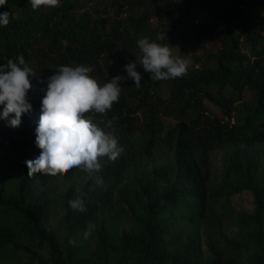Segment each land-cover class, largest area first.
<instances>
[{
	"label": "trees",
	"instance_id": "16d2710c",
	"mask_svg": "<svg viewBox=\"0 0 264 264\" xmlns=\"http://www.w3.org/2000/svg\"><path fill=\"white\" fill-rule=\"evenodd\" d=\"M180 2L61 0L59 7L33 10L29 0H7L0 7L12 14L9 25L0 26V64L23 55L38 75L21 125L0 119V264H264V0ZM195 5L209 14L203 22L193 17ZM220 25L219 47L205 52L187 75L154 81L138 64L140 88L132 79L121 81L119 102L96 117L124 148L115 162L103 158L98 173L76 168L55 177L28 176L25 161L40 155L35 130L46 83L39 79L79 64L93 67L101 84L127 77L124 66L141 55L140 38L164 33L167 39L159 43L184 41L189 36L183 30L193 29L196 41H205ZM247 89L252 101L237 107ZM164 135L173 160L142 169ZM220 146L227 147L222 178L209 193L211 156ZM74 176L84 181L60 190L61 181ZM117 188L134 208L129 225L114 216ZM77 190L84 212L68 203ZM244 190L253 194L254 208L238 211L237 233L209 241L205 255L200 228L209 197L221 200L222 211L212 212L221 225L232 196ZM89 223L96 228L84 239Z\"/></svg>",
	"mask_w": 264,
	"mask_h": 264
},
{
	"label": "clouds",
	"instance_id": "9594fccd",
	"mask_svg": "<svg viewBox=\"0 0 264 264\" xmlns=\"http://www.w3.org/2000/svg\"><path fill=\"white\" fill-rule=\"evenodd\" d=\"M33 10L41 7L56 8L61 0H29ZM7 5V0H0V7ZM11 13H0V26L6 27L11 22ZM167 39L160 33L155 40L144 37L137 41L140 56L135 61L125 64L127 77L116 76L101 84L93 75V67L84 64L59 66L46 81L39 83L46 88L41 100V114L36 127V145L40 155L34 160L25 161L28 176L42 173L45 176L66 175L79 168L89 174L102 170V159L115 162L124 152L118 139L107 133L96 122L97 114L107 115L122 94L121 81L132 79L137 89L141 86L142 75L137 65L151 74V80L167 81L187 75L191 59L187 55H177V47L168 43H159ZM168 41V40H167ZM38 79L35 70L26 63L23 55L0 64V106L3 107L0 119L8 120L10 127H19L24 113L32 109L28 93L33 90V80ZM13 117L9 119V117ZM115 119V117L113 118ZM97 184L102 179L97 178ZM68 201L72 210L86 211L83 194ZM96 225L89 223L84 233L88 239ZM75 244L76 242L70 241Z\"/></svg>",
	"mask_w": 264,
	"mask_h": 264
},
{
	"label": "rangeland",
	"instance_id": "374dc122",
	"mask_svg": "<svg viewBox=\"0 0 264 264\" xmlns=\"http://www.w3.org/2000/svg\"><path fill=\"white\" fill-rule=\"evenodd\" d=\"M178 5H184V3L180 2V0H175ZM193 17H196L195 20L199 22H203L205 19L209 17L208 12L200 5H195L193 8ZM182 27L189 28L190 21H184L181 23ZM223 32V25H220L215 33L210 36L205 41H196L195 35L193 34V29H185L183 30V35L189 36L184 41H181L180 38L170 41L169 43L177 47L174 49L177 55H187L191 59V67L200 63L201 57L207 51H215L219 47L220 42V34ZM244 47H247L244 43ZM248 50V48H246ZM168 94V90L165 92ZM38 95L39 92H36ZM252 101V91L247 89L244 97L236 102L237 107L242 106L248 102ZM205 103L209 106V108L215 113L219 114L222 117L224 116V112L212 100L206 98ZM170 122V123H169ZM167 123L173 125L174 121L172 119L167 120ZM165 141V142H163ZM160 143L156 149L155 158L149 160L142 169L145 170H153L156 166L163 164L166 161L173 160L175 155V150L171 148L169 142L167 141L166 135H164V140ZM227 151L226 146H220L213 150L211 156V178L206 182V187L209 190V193L212 191L214 187H216L222 178V169L224 166V155ZM264 157V153L262 154ZM127 179L129 176L126 177ZM16 180V177L15 179ZM84 181L83 176H74L71 178H65L61 181L60 190H65L73 183ZM115 218L117 221L124 225L130 224L131 214L133 212V205L129 201H124L120 194L119 188H117L115 192ZM254 208V196L248 191L244 190L242 192L235 193L232 196V203L227 209V214L223 218V223L218 225V221L215 217V214L212 212H220L222 211L221 200H218L216 197L210 196L208 199V216L205 218L203 225L200 228V238L202 243V248L204 254L207 255L209 253V241L219 242L222 241L226 236H232L237 233L239 226L236 220V213L240 210H252ZM44 256H48V251L44 248L41 249ZM245 262L248 263V259H245Z\"/></svg>",
	"mask_w": 264,
	"mask_h": 264
}]
</instances>
